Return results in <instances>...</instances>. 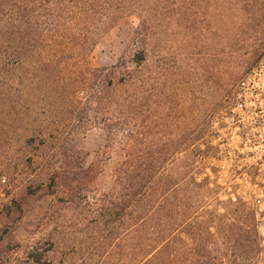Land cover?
Masks as SVG:
<instances>
[{"label": "trees", "instance_id": "trees-1", "mask_svg": "<svg viewBox=\"0 0 264 264\" xmlns=\"http://www.w3.org/2000/svg\"><path fill=\"white\" fill-rule=\"evenodd\" d=\"M200 3L0 0V143L17 128L25 131L24 144L36 148L28 153L35 157L29 169L34 179L26 186L29 193L57 195L64 208L84 204L88 208L85 224L75 223L65 234L70 235L69 247L53 252L52 241L39 246L35 242L26 252L30 264H114L115 250L123 254L121 264H223L228 255V264H251L248 253L258 243L246 206L243 217L228 221L224 214L223 227H213L224 232L220 242L201 220L185 219L180 203L185 188L176 187L178 181L167 167L185 151L192 133L174 143L167 134L166 142L158 146L141 120L151 96V69L145 67L148 43L157 25L190 29L189 46L197 53H190V59L204 57L209 70L216 61L219 87L227 96L264 52V0H209L219 20L215 50L205 43L196 22L203 18ZM130 15L137 18L136 24L126 25L119 40L131 46L128 56L90 68L85 63L89 50ZM187 17L190 26L183 23ZM32 116L36 117L30 120ZM23 119L26 123L21 128ZM92 125L101 126L107 144L113 136L122 139L121 156L113 162L110 181L99 194L93 179L101 162L97 158L86 164L84 154L73 145V133ZM41 157L40 163L35 162ZM4 174L0 171V183L8 188ZM6 200L1 209H10L11 203L16 205L10 210L19 208L18 198ZM248 215L252 223L246 225ZM218 217L209 212L210 220ZM73 221L70 217L65 227ZM5 230L0 229V240Z\"/></svg>", "mask_w": 264, "mask_h": 264}, {"label": "rangeland", "instance_id": "rangeland-1", "mask_svg": "<svg viewBox=\"0 0 264 264\" xmlns=\"http://www.w3.org/2000/svg\"><path fill=\"white\" fill-rule=\"evenodd\" d=\"M200 7L203 9V18L201 16L196 22L201 25L205 43L211 44L212 50H215L213 44L220 34L216 6L209 4V0H201ZM125 19L111 28L110 33L99 39L89 50L85 63L90 68L107 66L117 58L125 59L128 56L131 46L125 40L122 43L119 40L123 38L126 25L134 26L137 18L130 15ZM183 23L190 26L192 22L187 17ZM188 29L167 23L157 25L150 33L149 60L145 67L150 66L151 69V96L141 120L150 127L153 133L151 141L158 146L166 142L167 134H171L169 137L174 143L188 132L192 133L186 142L185 151L177 154L167 167L168 173L178 181L176 187L185 188L180 197L185 219L189 218L190 222L201 220L220 242L225 239L224 232H217L213 227L221 224L224 214L228 221L230 217L234 219L240 214L243 217L246 206L245 211L251 212L253 220L248 215L245 224L249 225L253 221L258 243L257 248L249 251L247 262L264 264V212L258 209L262 207V181L254 178L255 170L248 167L245 160L235 162L238 149L236 138L228 130L219 128L222 122L219 123L218 119L219 111L231 105L232 94H223L219 87V65H216V61L208 63L211 65L209 70L204 57L199 55V61L190 59V53H197L193 46H189L191 39ZM77 95L80 97L81 92ZM24 119L21 128L25 127ZM25 134V131L17 128L15 134L9 132V141L0 143V171L6 172L4 175L9 185L7 188L0 183V205L7 203V198H18L19 204V208L15 206L12 210L16 204L11 203L12 207L7 210L0 208V229H6L0 240V264H30L26 252L35 242L39 246L52 241L53 252L62 250L63 245L69 247L70 235L65 234L73 230L75 223L85 224L84 218L88 212L86 204L85 207L64 208L63 203L57 201V195L29 193L26 186L34 179L29 169L34 166L31 163L35 157L28 153L36 148L24 144L27 143L23 138ZM111 139L107 144L101 126L96 125L73 133L74 149L84 154L85 163L89 164L97 158L101 162L97 176L93 179L96 189L99 188L98 194L103 193L104 185L110 181L113 162L121 156L118 152L122 144L121 137L116 135ZM35 144L39 145L38 142ZM43 159L41 157L35 162L40 163ZM193 181L197 184H193ZM59 191L58 197L61 196ZM88 199L92 200L90 195ZM235 208L237 211L233 212ZM209 212L215 213L219 219L210 220ZM70 217L74 219L73 224L69 223L65 227ZM235 253L239 254V251ZM114 254L112 263L121 264L123 254L119 256L117 250ZM58 257L57 254L54 261ZM228 257L224 256L223 264H228L225 260ZM72 260L74 258L66 259L67 262Z\"/></svg>", "mask_w": 264, "mask_h": 264}, {"label": "built area", "instance_id": "built-area-1", "mask_svg": "<svg viewBox=\"0 0 264 264\" xmlns=\"http://www.w3.org/2000/svg\"><path fill=\"white\" fill-rule=\"evenodd\" d=\"M218 116L219 128L236 138L235 162L245 160L254 168V178L262 181V207L258 209L264 212V52L239 79L231 105Z\"/></svg>", "mask_w": 264, "mask_h": 264}]
</instances>
